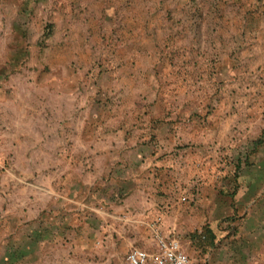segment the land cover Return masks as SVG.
I'll return each mask as SVG.
<instances>
[{"label":"rangeland","instance_id":"obj_1","mask_svg":"<svg viewBox=\"0 0 264 264\" xmlns=\"http://www.w3.org/2000/svg\"><path fill=\"white\" fill-rule=\"evenodd\" d=\"M126 143L181 188L248 168L264 0H0V264H125L140 248L91 221L90 192Z\"/></svg>","mask_w":264,"mask_h":264},{"label":"crops","instance_id":"obj_2","mask_svg":"<svg viewBox=\"0 0 264 264\" xmlns=\"http://www.w3.org/2000/svg\"><path fill=\"white\" fill-rule=\"evenodd\" d=\"M144 147L126 143L117 173L108 172L110 155L104 154V174L111 177L92 184L90 197L91 221L103 220L105 235L107 225L119 220L112 230L151 258L158 256L155 234L160 233L181 243L190 264H264V200L258 202L264 191V144L243 173L231 168L229 174L206 177L190 171L184 188L173 172L161 171V161L151 169L135 163Z\"/></svg>","mask_w":264,"mask_h":264},{"label":"built area","instance_id":"obj_3","mask_svg":"<svg viewBox=\"0 0 264 264\" xmlns=\"http://www.w3.org/2000/svg\"><path fill=\"white\" fill-rule=\"evenodd\" d=\"M158 256L151 258L143 249H132L126 255V264H190L189 257L177 239L155 234Z\"/></svg>","mask_w":264,"mask_h":264}]
</instances>
